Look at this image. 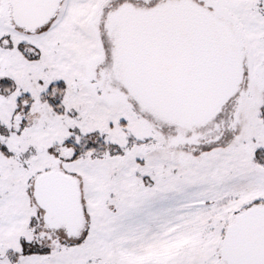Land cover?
<instances>
[{
  "label": "snow or ice",
  "instance_id": "obj_1",
  "mask_svg": "<svg viewBox=\"0 0 264 264\" xmlns=\"http://www.w3.org/2000/svg\"><path fill=\"white\" fill-rule=\"evenodd\" d=\"M0 264H264V0H0Z\"/></svg>",
  "mask_w": 264,
  "mask_h": 264
}]
</instances>
